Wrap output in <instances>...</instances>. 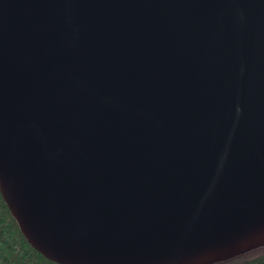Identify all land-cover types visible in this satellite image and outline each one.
<instances>
[{
  "label": "water",
  "instance_id": "obj_1",
  "mask_svg": "<svg viewBox=\"0 0 264 264\" xmlns=\"http://www.w3.org/2000/svg\"><path fill=\"white\" fill-rule=\"evenodd\" d=\"M0 196L56 264L264 246V0H0Z\"/></svg>",
  "mask_w": 264,
  "mask_h": 264
},
{
  "label": "trees",
  "instance_id": "obj_2",
  "mask_svg": "<svg viewBox=\"0 0 264 264\" xmlns=\"http://www.w3.org/2000/svg\"><path fill=\"white\" fill-rule=\"evenodd\" d=\"M0 264H56L29 246L18 231L1 196ZM213 264H264V246Z\"/></svg>",
  "mask_w": 264,
  "mask_h": 264
}]
</instances>
